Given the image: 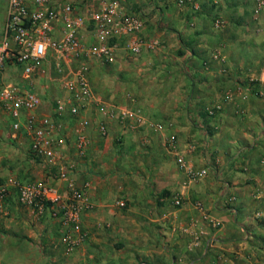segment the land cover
Segmentation results:
<instances>
[{
    "label": "crops",
    "instance_id": "1",
    "mask_svg": "<svg viewBox=\"0 0 264 264\" xmlns=\"http://www.w3.org/2000/svg\"><path fill=\"white\" fill-rule=\"evenodd\" d=\"M239 1L242 4H244L242 1L247 2V0ZM63 2H72L78 9L77 12L82 14L87 13V8L101 10L104 3L103 0H63ZM200 3L201 8L195 11L190 2L184 5L180 4L179 0H167V2L128 0L125 4L126 12L144 20L142 30L136 35L145 43L139 54H134L128 48L130 40L136 36L110 35L102 42L95 32L97 25L92 19H87L85 26L79 30V37L87 49L103 43L118 44L114 61H107L99 56L84 57L89 67L88 77L92 92L103 100L104 104L102 107L92 105L94 106L92 111L95 112L92 115L93 119L90 111L87 113L90 126L87 125L83 133H79L81 115L74 117L70 113H65L67 116H61L68 122L66 125H60L61 129L56 132L58 138L63 140L60 145L63 153L62 163L70 164L72 169L69 178L77 187L84 186L87 189L90 200V205L82 217V233L85 237L80 244L82 245L80 251L85 255L86 264H264V98L241 102V97L234 95L233 101L225 108L226 114H223V117L215 116L213 119H208L207 132L212 129L211 133H193L191 130L177 133L183 151L185 148L182 147L195 145L194 150L190 152H187L188 149L185 150L184 154L188 162L194 168L208 169L207 176L199 182H189L185 170H181L180 177L174 179L177 182L176 190L183 194L184 202L181 207L173 206L169 195L161 197L153 193L157 194V191H161H156L155 188L160 189L167 184V190L173 189L171 182H174V173L172 174L160 160L164 159L163 162L166 163L167 156L172 154L170 141L174 133H162L160 138L151 136L144 139V133H133L130 128L131 121L137 119L120 121L118 118L117 107L136 110V106L142 108L150 106L155 110L158 109L157 105L155 107L147 98L150 93L155 95V89L158 90L154 83L159 78L153 75L155 81L152 82L151 75L157 71L154 68L158 59L164 58L166 61L174 57L175 49L185 50L187 64L188 60H193L195 64L198 62L197 67L186 65L184 68L182 65L181 70L204 72L206 68L219 73L222 62L218 59L216 46L219 45L220 39L219 35L214 34L215 29L208 14L220 12L225 15L231 10H239L240 7L238 0H200ZM7 4L8 0L3 4L0 2L2 19L6 17ZM156 4H158L156 10L162 12L161 18L158 19H155V15L159 13L153 15ZM252 4L254 8L255 4ZM248 6L251 7V3ZM210 10L212 13H208ZM200 11L205 13L199 14L202 13ZM262 13L264 14V10ZM235 22L237 24V20ZM56 26L58 34H61L66 24L59 20ZM205 31H212L213 35H206ZM248 40L246 39L245 42ZM233 41L229 55H225L227 62L234 63L230 66L233 70L231 73L233 79L228 84L235 88L241 87L244 82L238 79L240 72L248 76L252 74V78L259 74L256 78L263 82L264 60H261L258 54L264 56V46L258 51L251 41L249 44L251 49L246 48L248 47L246 42L245 53H241L238 49L242 40ZM137 55L138 57H135ZM92 57L95 62L93 66L87 62ZM258 58L261 60L260 67L255 65ZM78 60L81 62L80 59ZM78 60L76 58L63 60L61 62L63 72L58 70L59 60L56 54L49 56L42 64V68L46 70L41 73L36 83L37 91H43L44 94H40L42 104L38 110L39 115L56 113L57 98H69V101L73 99L71 97L73 93L70 92L72 86L69 82L75 79L74 72L81 65ZM166 63L165 68H168L171 64L169 60ZM151 68L153 70L148 72ZM171 68L173 70V66ZM107 70L115 75L118 80L116 84L108 78ZM9 72L12 80H19L21 72L18 67H12ZM165 73L169 72L165 71ZM143 75L145 78L141 79ZM147 81L149 83H146ZM216 83V79L209 82V85H213L212 90L217 89ZM60 89L64 92L61 95H59ZM169 90L171 85L165 88V94L169 93ZM56 91L59 94L56 95ZM203 91L208 92L206 88ZM130 96H133L131 100ZM241 105L247 106V110L242 109ZM150 107H146V111H149ZM236 112L238 116L249 115L250 119L243 117L244 121H241L235 117L232 120L231 115ZM100 124H105L109 131L111 129L115 133H99ZM23 130L27 133L25 129ZM81 136L84 137L86 149L84 158L79 156ZM115 138L122 140L124 145L121 149L127 155L115 153L117 151L113 145ZM28 140L30 147L29 137ZM143 144L148 152L159 155V165L153 161L156 168L154 174L151 173L153 167L149 168L147 174H143L146 165L142 160L137 163V167L131 164L139 156L137 154L143 152ZM206 147L209 148L207 157L203 154ZM132 153L133 158H130ZM43 164L49 166L48 170H50L30 171L26 173V177L33 179L38 176L37 178L42 181L41 178L46 176L49 180L45 181L64 191L69 189L70 180L60 178L58 167L50 165L45 160ZM130 165L134 167L132 173L136 169V173L131 175ZM111 171L116 172L110 175ZM151 183H154L155 191ZM111 195L122 199H116L119 208L115 206L116 203L112 204L108 200ZM200 201L204 203L205 210L220 222L219 225L214 222L209 224L206 221L210 219L206 218L202 209L196 206ZM120 202H124L125 205L121 206ZM103 220L108 222L106 229L104 226L99 227ZM82 262L83 260L80 261Z\"/></svg>",
    "mask_w": 264,
    "mask_h": 264
},
{
    "label": "rangeland",
    "instance_id": "2",
    "mask_svg": "<svg viewBox=\"0 0 264 264\" xmlns=\"http://www.w3.org/2000/svg\"><path fill=\"white\" fill-rule=\"evenodd\" d=\"M165 1L167 2V0ZM258 1L259 0H247V2L242 1L245 4L244 5L238 0V6L240 9L231 10L229 14L225 13V15L220 12L212 13V10H210V12L208 11V13H212L211 15L208 14V18L212 22V25L215 29L214 34L219 35L220 39L219 45L216 46V48H218L216 53L219 54L218 59H220L222 62L219 73H215L216 70H207L206 68V71L204 72L185 70L184 68L186 65L197 67L198 62L195 64L193 60H188L187 64V59L184 56L185 50L182 48L175 49L176 55L172 58L166 59V61L169 60L171 64L170 66H173V70H171L172 68L170 66L165 68L167 63L164 61V58L162 60L158 59V62L155 64L154 68L157 71L155 73L153 72L154 74L151 75L152 82L155 81L154 77L159 78L156 79L157 81L154 83L156 84V88H158V90H154L155 95L150 93L147 96V98L153 102L155 107L157 105L156 108L158 109L155 110L150 106H144L143 108L141 106H136V110L138 111L140 117L138 118L139 120L137 119L131 121L130 128L134 131H132L133 133H144V139H147L151 136L160 138L162 133H174L172 139L174 138L177 145L180 147L182 145L179 144L181 141L177 133H186V130H191L193 133H211V125L209 126L211 130L209 129L210 131L207 132L208 119H213L215 116L216 118L223 117V114H226L225 108L228 107L229 102L233 101L234 95L240 96L241 102L247 100L251 101L253 98L257 100L264 98V81L262 82L259 78H256V76L259 77V74H256L252 78V74H249L248 76L245 75L246 73L243 74L240 72L238 79H242L241 81L244 82L241 84V87L235 88V86L228 84L229 81L233 79L231 74L233 70L230 69V66L232 64L234 65V63L233 61H230V63L229 61L227 62V57L225 56L229 55L228 52L230 53L231 51L234 39L239 42L240 39L242 40V43H240L241 46L238 49L241 53H245L244 49L246 47V42H248V47L246 48L251 49V46H249L251 41L258 51L262 49V46H264V42H262L264 39V14L262 13L264 10V3L258 11L256 10ZM0 2L3 4L5 0H0ZM196 2L198 6H192L195 11H198L202 5L200 0H196ZM249 3H251V7L248 6ZM252 3L255 4L254 8ZM157 6L158 4L155 5L153 15L156 13H159V15H155V19H158L159 17L161 18L162 15V12H159L158 9L156 10ZM200 12L202 13L199 14L205 13V11ZM218 19L220 20L219 25H217ZM235 20H237V24ZM161 21L162 20H160V22ZM205 33H207L206 35H213L212 31H205ZM251 34H253L252 37ZM246 39H250V41L248 40L245 42ZM252 40L255 42H252ZM188 48L191 47L188 46ZM236 48H238V45ZM160 51L162 52V50ZM258 56H260L259 58L261 60H264V56L260 54H258ZM135 57H138V55ZM259 58L257 61H255L257 63L255 65L260 67L259 62L261 60H259ZM93 60L94 57L89 58L87 62H90V64L93 66V64H95ZM81 61H85L84 57L81 59ZM247 62H249V59ZM191 63L194 64L192 65ZM182 65L184 70H181ZM262 66L264 68V64ZM152 70L153 68L148 70V72ZM255 70L257 71V68H255ZM165 71H168L169 73L166 74ZM107 72L109 76L108 78L113 81L112 83L116 84L118 80L116 79L115 75H112L111 71L107 70ZM20 77L21 75L19 74V78ZM143 77L144 75L141 77V79ZM213 79H216L217 82L215 85L217 89L215 88L214 90H212L213 85H209V82ZM146 83H149V81ZM169 85H171V90H169V93L165 94V88ZM205 88L208 90V92L203 91ZM57 91L56 95L59 93V95L64 93L61 89L59 90V93ZM38 92L39 94H43V91L40 92L38 90ZM132 97L133 96H130L129 99L131 100ZM127 106L132 107L131 105ZM146 107H150L152 112H150L151 109L146 111ZM240 107L244 110H247V106L244 107L241 105ZM92 109L90 110V116L93 119L92 115L95 112H93ZM209 109L215 110L212 112L213 114L209 112ZM50 115H52L57 122L62 123V125H66L68 122L66 118H63L55 112L51 113ZM235 117H238V119L241 121H244L243 117H246L247 120L250 119L249 115L246 116L245 114H241L238 116V112L231 115L232 120ZM14 121L15 118L9 112H7L2 107V105H0V179L3 182L15 180L20 184L40 181V178H37L38 176L33 179L26 177V173H29L30 171L37 172V169H43L44 172L49 171V166L43 164L42 160L34 156L29 147V140L23 131V127L21 130L16 131L13 128ZM156 124L161 125L160 127L156 128ZM226 125L229 127L228 124ZM14 133H16V136H14ZM99 133H101L100 130ZM108 133L115 132L111 131L110 129ZM145 143L147 146L148 144L146 140ZM113 145L118 151H115V153L127 155V153L123 152L121 149L124 145L122 140H117V138H115ZM206 148L203 150L205 157L208 156L207 150L209 149ZM142 150V153H136L139 156L136 157L131 164H135L137 167V163L142 160L146 165V170L143 172V174H147V171L150 167H153L151 173L154 174L156 168H154L155 165L153 161H156L158 165V162L161 161L163 165L171 170L172 174L174 173L173 180L176 179V177H180V172H182L181 170H183V168L177 160V156L173 152L169 157L167 156L165 160L166 163H164V159L158 161L159 155H154L148 152V150L144 148V144L142 145ZM85 154L86 153L82 154V156L79 155L80 158H84ZM133 155V153L130 154V158H133ZM149 164L151 165L149 166ZM132 165L129 166L130 175L136 173V169H134L135 171L132 173L134 168ZM42 166L45 168H42ZM73 172H75V170ZM115 172L116 171H111L110 175H113ZM32 175H34V173ZM5 178L10 179L6 180ZM41 179L42 181L49 180V178L46 176H43ZM201 180H198L197 182ZM146 182L148 183V181ZM171 183L173 189L169 188L170 190H167V184L163 188H155L156 191H161H157V194L153 192L154 195H160L161 197L163 195H169V198H171L172 201L176 196L182 197L183 194H181V192L175 188L177 182L174 180V182ZM150 185H152L151 187L153 189L154 183H151ZM155 190L153 189V191ZM168 192L171 193L168 194ZM6 198L0 201V264H86L84 259L85 255L81 254L80 251L82 245L76 249H72L71 251L66 249V236L64 235L63 227L61 225L62 221L60 215H58V210L54 205L48 206V203L46 202L38 203L37 201L31 203L21 202L19 200V188L17 186H11L10 193L8 196H6ZM116 199L117 196L115 197L114 195H111V198H108L112 204L116 203L115 206L119 208L120 206L117 204V200L122 199ZM172 203L173 206L176 205L174 201ZM182 205H179V207ZM196 206L198 209H202L204 213H207V216H209L208 219H216V217L210 215L209 212L205 210L206 207L203 202H198ZM85 211L86 210L83 211L82 217ZM206 221H208L209 224H213L212 220L206 219ZM107 223V221L103 220V222L99 224V227L104 226L106 229L108 228ZM81 260H83L82 263H80Z\"/></svg>",
    "mask_w": 264,
    "mask_h": 264
},
{
    "label": "built area",
    "instance_id": "3",
    "mask_svg": "<svg viewBox=\"0 0 264 264\" xmlns=\"http://www.w3.org/2000/svg\"><path fill=\"white\" fill-rule=\"evenodd\" d=\"M103 7L100 10L87 8V13L77 12L78 9L72 2L63 0H8L5 19L0 9V105L14 118L13 128L18 131L22 127L30 138V148L38 159L45 160L52 166L58 167L60 178L70 180L69 189L63 190L48 181H37L20 184L18 181L10 180L0 183V201L9 195L11 186L19 188V200L23 203L50 202L54 205L67 234L66 241L71 243L72 248L78 247L84 240L82 233V213L90 205L87 189L77 187L71 181L70 164H64L63 153L60 145L63 140L57 136L62 124L50 115H39L38 110L42 104V98L36 89V83L41 73L46 69L42 64L49 56L57 55L59 62L58 70L63 72L61 62L71 58L82 59L87 56H99L107 61L115 60V51L118 44L107 43L97 44L87 49L79 37V30L82 29L87 19H92L96 25V34L103 41L107 36L131 35L136 36L144 26V20L138 16L126 12L128 0H103ZM190 2L197 7L196 0H179L180 4ZM264 0H259L257 9L260 10ZM124 12V14H122ZM119 14H122L119 16ZM62 20L66 27L61 34H58L56 23ZM115 20V21H114ZM220 20H217V25ZM144 41L140 36L130 40L128 48L139 54L144 48ZM59 64V65H58ZM74 72L75 79L70 81L72 86L70 92L73 99L57 98L55 109L58 115L70 113L74 117H81L79 120L80 130L90 124L87 114L92 105L104 106L103 100L99 99L92 92L90 79L88 77L89 67L85 61ZM12 67H18L21 72L19 80H12L10 72ZM70 103V104H68ZM103 104V105H102ZM117 107V106H115ZM120 121L127 119H138L139 113L135 109L117 107ZM213 112V110H210ZM139 120V119H138ZM156 124L155 127H160ZM102 130L106 133V125L102 124ZM60 128V129H59ZM24 131V130H23ZM102 132V133H103ZM16 136V133H14ZM171 143L172 152L177 156L183 170L186 171L189 182H197L208 174L207 168H194L185 156V150H194L195 145H186L183 151L175 139ZM80 155L86 153L84 137L79 139ZM235 198V197H232ZM175 204L182 205V197H175ZM124 206V202H120ZM206 218L207 213H205ZM214 224L219 221L210 218Z\"/></svg>",
    "mask_w": 264,
    "mask_h": 264
},
{
    "label": "trees",
    "instance_id": "4",
    "mask_svg": "<svg viewBox=\"0 0 264 264\" xmlns=\"http://www.w3.org/2000/svg\"><path fill=\"white\" fill-rule=\"evenodd\" d=\"M215 111V110H214ZM209 112H210V109H209ZM211 114H213L212 112H210ZM60 123V122H59ZM90 126V125H89ZM102 125L100 124L99 125V130H100V132L102 133L103 132V130H102V127H101ZM108 131H109V128H108V126H106V133H108ZM104 133V132H103ZM0 183H3V181L0 179ZM174 203H175V198H174ZM184 202V200H183V197H182V203ZM46 203H48V206H50L51 205V203L50 202H46ZM61 225H62V227L64 226V224L61 222ZM63 231H64V235H66L67 234V231H66V228L64 229V227H63ZM66 244H67V247H66V249L68 250V251H71L73 248H72V245H71V243H69V242H67L66 241ZM77 246H80V244L79 245H77ZM77 247H75V249H76Z\"/></svg>",
    "mask_w": 264,
    "mask_h": 264
},
{
    "label": "clouds",
    "instance_id": "5",
    "mask_svg": "<svg viewBox=\"0 0 264 264\" xmlns=\"http://www.w3.org/2000/svg\"><path fill=\"white\" fill-rule=\"evenodd\" d=\"M213 112H214V110H213ZM183 148V147H182ZM207 176V175H206Z\"/></svg>",
    "mask_w": 264,
    "mask_h": 264
}]
</instances>
